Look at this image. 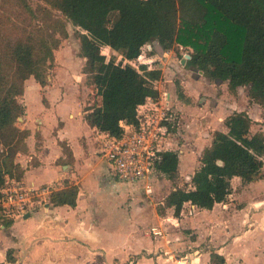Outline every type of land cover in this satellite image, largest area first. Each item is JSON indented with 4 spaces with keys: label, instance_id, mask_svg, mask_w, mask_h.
Instances as JSON below:
<instances>
[{
    "label": "trees",
    "instance_id": "16d2710c",
    "mask_svg": "<svg viewBox=\"0 0 264 264\" xmlns=\"http://www.w3.org/2000/svg\"><path fill=\"white\" fill-rule=\"evenodd\" d=\"M52 6L79 29L76 38L85 60L82 74L100 98L99 104L85 110L84 121L90 128L119 138L120 123L134 124L136 108L147 98L159 97L153 84L160 79V70L121 66L101 53L107 47L134 61L150 42H157L164 53L186 51L187 69L226 83L232 94L248 87V101L264 113V0H53ZM60 34L65 37V30ZM57 47L53 37L0 39V186L6 179L22 182L24 171L16 157L27 153L29 132L15 124L25 113L24 84L33 78L41 87L46 85ZM176 96L189 104L178 86ZM224 124L227 132H214L203 151L190 178L191 189L172 190L158 207L159 214L173 208L178 217L185 203L211 210L231 195L232 178H239L241 186L264 179V134H250L252 120L243 112L228 116ZM60 147L71 156L64 143ZM178 162L175 152H165L157 172L172 180ZM77 191L75 184L66 182L65 189L51 192L48 202L74 208ZM1 219L9 223L0 209ZM210 260L224 264L215 254Z\"/></svg>",
    "mask_w": 264,
    "mask_h": 264
},
{
    "label": "crops",
    "instance_id": "0c3cea01",
    "mask_svg": "<svg viewBox=\"0 0 264 264\" xmlns=\"http://www.w3.org/2000/svg\"><path fill=\"white\" fill-rule=\"evenodd\" d=\"M56 76L49 77L44 87L33 78L24 84V105L30 92H43L47 105L34 111L25 108L17 127L29 132L27 153L18 155L16 162L24 171V186L49 194L34 199L43 206L28 218L6 219L7 224L0 220V264H178V257H186L188 264H213L211 254L224 264H264V203L225 201L211 210L185 203L178 217L173 208L159 214L158 207L175 189L168 179L161 184L162 197L156 202H126V189L108 178L99 132L84 121V108H75L81 90L84 97L91 90L84 82L75 84L67 78L63 94L57 85L63 82ZM69 99L73 108H63ZM182 161L193 165L189 156ZM66 182L78 188L75 207L49 204L51 192L65 189ZM256 183L264 179L241 186L234 177L229 196L241 192L243 197ZM152 229L160 235H153Z\"/></svg>",
    "mask_w": 264,
    "mask_h": 264
},
{
    "label": "rangeland",
    "instance_id": "374dc122",
    "mask_svg": "<svg viewBox=\"0 0 264 264\" xmlns=\"http://www.w3.org/2000/svg\"><path fill=\"white\" fill-rule=\"evenodd\" d=\"M52 3L53 0H0V39L15 40L29 36L35 41L38 38L49 40L53 37L57 39L58 47L53 51L54 63L45 75V82L51 76H56L57 73L56 77L60 78L58 82H63V86L57 85L58 88L62 87L64 94L63 87L66 84L64 81L67 78H72L75 84L84 82V85L88 87L86 77L84 75L82 77V67L85 60L80 57V43L76 38V32L79 29L75 28L59 11L53 8ZM62 29L66 32L65 37L60 34ZM101 53L107 61L111 60L121 66L129 64L119 53L107 47H102ZM186 55L188 53L180 48L178 52L164 53L162 51L160 54L153 48V51L146 53L140 61L137 59L132 62L133 65L129 64L136 70H139L142 65L146 66L148 70L161 71L160 79L153 85L158 90L159 96L170 95L171 108L176 110L178 118L177 125L168 142L170 148H173L178 159H180L177 172L172 180H168L167 184L175 188L180 186L182 189H187V178L192 170L195 171L199 167L201 155L210 146L213 133L217 131L227 132L224 121L228 116L233 113H246L252 120L250 134L258 132L264 134V113L258 105L248 101V87H242L234 94L228 92L226 83L215 84L213 80L207 79L202 72L187 69L185 67L186 61L182 65L181 61L185 59L184 56ZM176 85L190 100L189 104H184L177 99ZM68 95H71L72 98L70 89ZM23 100L24 98L21 99V102L24 105ZM99 101L100 98L94 90H91L87 97L82 95L81 90V93L75 97V108L86 110L94 103L99 104ZM25 105V108H30L31 111L46 107L43 92H30L25 99ZM57 108L61 107L58 106ZM63 108H73L71 99ZM19 124L21 121L17 120L15 125L18 126ZM188 156L193 160L192 166H187L182 161ZM104 166H106L105 163ZM108 172V178L112 180L113 184H121L122 188L126 189L128 197L125 198V201L136 202L140 205L151 200L156 202L157 199H160L162 197L161 184L167 180L166 176L157 172L148 183L126 185L118 182L110 170ZM148 187L149 192L146 189ZM237 189L239 190L238 187ZM240 194L241 192L229 196L226 201L228 203L231 201L234 203L241 202L242 204L252 201L264 203V183L253 184L250 190L243 193V197H240Z\"/></svg>",
    "mask_w": 264,
    "mask_h": 264
},
{
    "label": "built area",
    "instance_id": "2783aa9c",
    "mask_svg": "<svg viewBox=\"0 0 264 264\" xmlns=\"http://www.w3.org/2000/svg\"><path fill=\"white\" fill-rule=\"evenodd\" d=\"M153 48L154 42L143 45L138 61L145 57L146 53L152 52ZM132 62L128 61L129 64ZM170 104L169 94L155 99L147 98L136 108L134 124L120 123L122 134L119 138L98 133L101 136L102 158L118 182L126 185L148 183L157 173L162 155L165 152H174L168 140L178 118L176 110L171 108ZM146 189L149 192V187ZM40 194L46 198L49 193L44 190L39 192L24 186L21 182L6 179L0 186L2 218L22 217L36 207H42L43 202L34 200ZM151 231L155 236L160 235V232L154 229ZM177 263L188 264L187 258L178 257Z\"/></svg>",
    "mask_w": 264,
    "mask_h": 264
},
{
    "label": "water",
    "instance_id": "95a60500",
    "mask_svg": "<svg viewBox=\"0 0 264 264\" xmlns=\"http://www.w3.org/2000/svg\"><path fill=\"white\" fill-rule=\"evenodd\" d=\"M154 48H155V50H156L159 54L162 53V50H161V48L158 46L157 42H154ZM184 57H185V59H183V60L181 61V64H182V65H184V63H185L186 60H189V59H190V57H189L188 55H186V56H184ZM214 83H215V84H220L221 81H214ZM18 120H20V118H19ZM44 208L47 209V208H48V205H45ZM29 216H30V213H26V214H24V215L22 216V218H23V219H26V218H28Z\"/></svg>",
    "mask_w": 264,
    "mask_h": 264
}]
</instances>
